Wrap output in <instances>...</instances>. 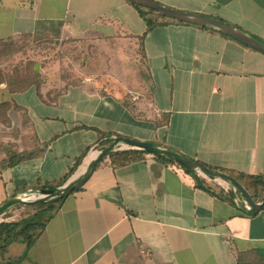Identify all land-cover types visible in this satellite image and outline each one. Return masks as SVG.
<instances>
[{
  "label": "crops",
  "instance_id": "crops-1",
  "mask_svg": "<svg viewBox=\"0 0 264 264\" xmlns=\"http://www.w3.org/2000/svg\"><path fill=\"white\" fill-rule=\"evenodd\" d=\"M155 1L220 18L264 42V0ZM154 12L147 16L156 25L144 33L145 19L127 0H0V41L53 34L97 44L105 61L103 74L87 72L79 84L46 78L13 94L0 84V102L16 100L29 122L10 136L16 150L50 140L44 151L0 168V204L37 184L59 186L71 168V176L81 172L103 133L264 174V54ZM196 175L205 179L150 153L123 165L105 157L17 264H264V209L241 213L240 197L233 204L213 185L230 188ZM15 215L10 210L9 219Z\"/></svg>",
  "mask_w": 264,
  "mask_h": 264
},
{
  "label": "trees",
  "instance_id": "trees-1",
  "mask_svg": "<svg viewBox=\"0 0 264 264\" xmlns=\"http://www.w3.org/2000/svg\"><path fill=\"white\" fill-rule=\"evenodd\" d=\"M127 2L130 3L132 6H134L138 10L139 14L145 19L146 30L144 33H147L149 30H151L156 25L155 19L153 17L147 16L148 12L155 13L154 10L136 5L132 3L130 0H127ZM200 27L208 28L205 26H200ZM221 34L226 37L232 38L224 33H221ZM26 37L30 38L32 36L22 35L17 38L1 40L0 46H4L3 47L4 49L5 46L11 44L12 40L19 39V38H26ZM247 47L251 48L249 46ZM13 73L14 74H12L11 76H8L7 79H5L4 77H3V80L0 79V84L5 83L6 90L10 94L22 92L30 88L31 86L39 87V85L43 83V79L41 78L40 71L35 70L34 63H31L30 68H26L23 72L18 69V70H15ZM9 108H13L16 116L18 117L20 121V124L25 125L29 123L26 113L24 111V108L16 104L13 100H9V101L6 100V101L0 102V121H2L1 119H4L3 121L7 122L8 119L5 115ZM4 116L5 118H3ZM107 135H108L107 133L101 134V137H105V138L101 140L99 144H97V147L99 150L103 149L105 146H107L112 141V138H110V136H108L107 138ZM49 143H50V140L40 143L37 146H34L38 148H35L33 150L24 149L22 151H17L16 149H14L15 147L13 144L6 145V148H3L1 146L0 152L4 153L5 155L4 157L0 159V168L10 166L12 164H15L17 161L31 157L32 155H35V154H38L44 151L48 147ZM145 154H149V153L141 149L128 148V149L112 151L106 157L111 159V163L113 165H123L131 161L140 159ZM154 156H156L157 158L169 164H172L173 166L177 168L182 169L184 172L193 174L196 180L205 179L201 176H197L195 171L185 168L184 166L175 162L174 160H171L165 156H158V155H154ZM204 165L211 169L220 170L223 173L228 174L231 177H233L238 183H240L250 192L251 196L256 201H262L264 199V174L252 175V174L237 172V171L229 170V169H219V168L209 166L206 164ZM74 169L75 168H71L61 178V180L58 182V185L63 184L72 175V173L74 172ZM51 187L53 186L49 184L43 185V186H39L37 184L30 189H44V188H51ZM213 187L218 188L219 189L218 194L221 195L223 198L229 199V201L233 204H235L234 198L236 196H239L241 199L240 205H239V209L241 210V213H246V214L252 213L251 209H247L245 207L242 196L238 193V191L236 190L234 191L231 186L228 191H224L220 186L216 184L213 185ZM64 198L65 197L60 198V199H52L46 202H37L31 205H27L28 207H31L33 209V212L26 214L24 218L22 219L6 220L10 216V210L12 209L6 211L3 215H1L3 219L2 221H0V264H17L19 261H21L22 259L26 257L27 251L32 247V245L37 241V239L43 233L46 223L52 217L53 213L59 207V205L61 204ZM20 205L22 204H19L18 206ZM17 240L25 244L26 255L12 257L8 255V243L11 241H17Z\"/></svg>",
  "mask_w": 264,
  "mask_h": 264
},
{
  "label": "rangeland",
  "instance_id": "rangeland-1",
  "mask_svg": "<svg viewBox=\"0 0 264 264\" xmlns=\"http://www.w3.org/2000/svg\"><path fill=\"white\" fill-rule=\"evenodd\" d=\"M3 47L4 46H0V79L2 80L3 77L7 79L8 76L14 74L13 72L15 70L19 69L23 72L26 68H30L31 63H34L43 66L42 72L40 73L41 78H47L50 82L49 85L56 84L57 86L60 85V87H63L64 84H79L81 83V76H83V74L87 72H102L105 67L103 52L101 51L100 56V49L97 47V44L90 45L89 47L86 41L84 42L71 38L60 39V37L57 38L53 34L15 39L12 40L11 44L5 46L4 49ZM109 52L116 53L111 50H109ZM103 73L104 72H102V74ZM112 83L115 90L120 89L119 82L113 81V78H109V84L112 85ZM121 85L123 86V84ZM4 88L6 90V87ZM18 96L23 98L24 95ZM13 101L16 102V100ZM8 111H10V113H8ZM13 111V108L7 110L5 115L8 119L7 122L1 119L8 132H0V134H7L9 137L12 135L16 136L19 132L22 134L25 127L28 129V124H20L18 117ZM5 116L3 118H5ZM26 131L29 132V130ZM27 141L28 140H25V142ZM19 142L20 144L24 143L22 140ZM3 144L15 145L11 137L2 139L0 136V147ZM28 147L29 146H27L26 149H28ZM213 182H217L227 189L230 188V186L222 180L217 179L213 180ZM14 207L11 208L16 212L13 219H22L26 214L33 212V209L27 205ZM11 214L13 215V213ZM2 219L3 218L0 216V221H2ZM6 220L12 219L8 217ZM8 255L12 257L26 255L25 244L19 240L9 242Z\"/></svg>",
  "mask_w": 264,
  "mask_h": 264
},
{
  "label": "water",
  "instance_id": "water-1",
  "mask_svg": "<svg viewBox=\"0 0 264 264\" xmlns=\"http://www.w3.org/2000/svg\"><path fill=\"white\" fill-rule=\"evenodd\" d=\"M130 1L136 5L154 10L159 15L164 17L172 18L180 22H186L216 29L217 31L224 33L232 37L233 39L264 54V42L258 40L256 37L252 36L242 28L232 25L220 18L173 8L161 4L155 0ZM37 68L38 66L36 64L35 69ZM128 148L141 149L147 151L150 154L165 156L181 164L185 168L201 174L204 177L213 180H222L223 182L231 186L234 191H238V193L242 196L244 204L248 209H251L252 213H256L264 209V199L262 201H256L244 186L238 183L233 177L223 173L220 170L208 168L194 158L189 157L171 147L165 146L158 142L138 140L123 136H115L107 146L96 151L95 156L90 160V162L84 167L81 172L75 173L63 184L44 189H27L6 199L0 204V216L3 215L6 211L10 210L12 207L19 204L31 205L37 202H46L52 199H60L68 196L88 180L98 162H100L110 152Z\"/></svg>",
  "mask_w": 264,
  "mask_h": 264
},
{
  "label": "built area",
  "instance_id": "built-area-1",
  "mask_svg": "<svg viewBox=\"0 0 264 264\" xmlns=\"http://www.w3.org/2000/svg\"><path fill=\"white\" fill-rule=\"evenodd\" d=\"M140 253H141L142 255H145L147 252H146V250L141 249V250H140Z\"/></svg>",
  "mask_w": 264,
  "mask_h": 264
}]
</instances>
